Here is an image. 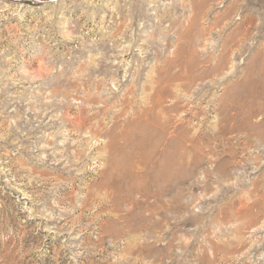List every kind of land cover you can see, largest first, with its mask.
Here are the masks:
<instances>
[{
    "label": "rangeland",
    "instance_id": "obj_1",
    "mask_svg": "<svg viewBox=\"0 0 264 264\" xmlns=\"http://www.w3.org/2000/svg\"><path fill=\"white\" fill-rule=\"evenodd\" d=\"M0 264H264V0H0Z\"/></svg>",
    "mask_w": 264,
    "mask_h": 264
},
{
    "label": "bare ground",
    "instance_id": "obj_2",
    "mask_svg": "<svg viewBox=\"0 0 264 264\" xmlns=\"http://www.w3.org/2000/svg\"><path fill=\"white\" fill-rule=\"evenodd\" d=\"M131 96V95H130ZM152 96H153V94H150V98H151V103H152V105L154 106L155 104H157V103H159L158 101H155V100H153L152 99ZM131 100V99H130ZM150 103H148V105H149ZM122 105V104H121ZM171 108H174V106H172ZM117 110V109H116ZM104 111H105V108H104ZM117 112V111H116ZM119 112V111H118ZM134 113H135V111H134ZM141 114V113H140ZM146 114H148V112H146ZM134 115V114H133ZM116 116V115H115ZM136 117H137V115H136ZM126 122H127V120H126ZM138 123H139V125H141V124H143L144 122L143 121H138ZM163 123H165V122H162V124ZM148 124H150V123H148ZM138 125V126H139ZM144 125H147V123H144ZM99 129V128H98ZM157 129H159V130H162L163 128L160 126V125H158V128ZM100 130V129H99ZM176 130V129H175ZM163 131V130H162ZM171 138V137H170ZM170 140V139H169Z\"/></svg>",
    "mask_w": 264,
    "mask_h": 264
}]
</instances>
